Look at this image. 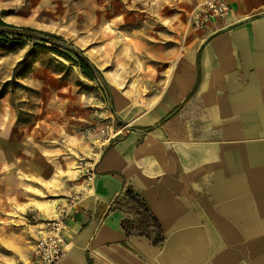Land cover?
Masks as SVG:
<instances>
[{
	"label": "crops",
	"instance_id": "crops-1",
	"mask_svg": "<svg viewBox=\"0 0 264 264\" xmlns=\"http://www.w3.org/2000/svg\"><path fill=\"white\" fill-rule=\"evenodd\" d=\"M226 1L228 19L193 32L189 83L172 91L164 110L138 116L128 94L114 99L118 120L134 128L94 162L95 180L68 220L58 264H264V0ZM197 78L191 124L204 122L208 142L201 146L184 112L168 116ZM161 114L168 117L157 127ZM15 121L1 98L0 264H30L43 223L52 218L44 210L40 222L29 224L32 208L23 213L22 186L42 190L48 176L32 170L31 181L24 180L8 150L9 143H23ZM126 189L150 208L164 238L160 246L127 237L126 212L105 215Z\"/></svg>",
	"mask_w": 264,
	"mask_h": 264
},
{
	"label": "rangeland",
	"instance_id": "rangeland-1",
	"mask_svg": "<svg viewBox=\"0 0 264 264\" xmlns=\"http://www.w3.org/2000/svg\"><path fill=\"white\" fill-rule=\"evenodd\" d=\"M203 1L0 0L3 22L61 37L83 53L108 88L97 76L86 78L63 50L73 62L34 48L41 44L34 40L21 48L0 49V99L5 98L17 137L23 139L21 148L9 143L8 150L19 159L24 180L31 181L32 170L48 176L39 184L42 190L22 186L23 213L32 208L29 224L40 222L44 210L53 217L70 195L81 192L84 165L134 128L118 120L116 96L128 94L138 116H147L164 110L175 97L172 91L189 83L190 41L197 30L190 18ZM191 98L174 115L184 112L187 129L192 128L201 146L208 142L207 129L201 119L191 124Z\"/></svg>",
	"mask_w": 264,
	"mask_h": 264
},
{
	"label": "trees",
	"instance_id": "trees-1",
	"mask_svg": "<svg viewBox=\"0 0 264 264\" xmlns=\"http://www.w3.org/2000/svg\"><path fill=\"white\" fill-rule=\"evenodd\" d=\"M32 40L41 43L40 45L34 44V48L51 52L73 62V60L61 50L71 54L75 58V63H77L78 68L86 78L94 80L97 76L104 88L108 90L100 72L90 63L80 50L74 48L72 45H68L61 39V37L36 31L27 27L9 25L3 22L0 17V49L8 47L21 48L27 41ZM46 44H49L50 46L45 47ZM196 66L198 68V62H196ZM198 80L199 78L196 79L192 91L186 96L183 104L191 98L192 93L198 84ZM179 107L180 106L175 108L168 116L173 114ZM167 117L163 119L160 124H163ZM150 129L151 128H147L145 131ZM124 205L130 207L131 210L124 209ZM114 210L124 211L129 216L122 224V229L127 237H144L151 241L154 246H160L163 243L164 238L162 231L155 217L151 213L145 200L137 193L130 189L124 190L118 197H116V199H114L111 208L105 213V215Z\"/></svg>",
	"mask_w": 264,
	"mask_h": 264
},
{
	"label": "built area",
	"instance_id": "built-area-1",
	"mask_svg": "<svg viewBox=\"0 0 264 264\" xmlns=\"http://www.w3.org/2000/svg\"><path fill=\"white\" fill-rule=\"evenodd\" d=\"M231 6L226 0H204L193 11L190 23L196 29L205 27L211 21H224L230 17ZM114 135L108 137L109 142ZM86 186L77 194L70 195L65 204L57 207L55 215L44 221L45 235L34 243L30 264H58L64 255V233L68 230V220L77 211L81 196L92 187L95 180L94 163L82 168Z\"/></svg>",
	"mask_w": 264,
	"mask_h": 264
},
{
	"label": "bare ground",
	"instance_id": "bare-ground-1",
	"mask_svg": "<svg viewBox=\"0 0 264 264\" xmlns=\"http://www.w3.org/2000/svg\"><path fill=\"white\" fill-rule=\"evenodd\" d=\"M124 115V114H123ZM125 116V115H124Z\"/></svg>",
	"mask_w": 264,
	"mask_h": 264
}]
</instances>
